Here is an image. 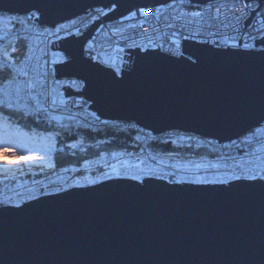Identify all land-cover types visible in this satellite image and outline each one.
Instances as JSON below:
<instances>
[{"label":"water","instance_id":"95a60500","mask_svg":"<svg viewBox=\"0 0 264 264\" xmlns=\"http://www.w3.org/2000/svg\"><path fill=\"white\" fill-rule=\"evenodd\" d=\"M145 2L125 0L82 35L51 46L81 59L102 21ZM110 3L78 0L79 7L45 16V25ZM16 5L17 0H0L3 8ZM126 51L132 53L131 70L122 80L101 87V77L82 94L92 98L87 106L102 119L157 135L181 132L224 142L242 137L264 117L259 53L195 41L182 42V56ZM146 66L156 73L144 76ZM246 183L152 179L145 187L122 178L43 195L20 209L0 210V264H264V195Z\"/></svg>","mask_w":264,"mask_h":264},{"label":"snow or ice","instance_id":"6c2138e0","mask_svg":"<svg viewBox=\"0 0 264 264\" xmlns=\"http://www.w3.org/2000/svg\"><path fill=\"white\" fill-rule=\"evenodd\" d=\"M124 3L125 0H111L107 6L89 10L87 15L94 23L101 17H107L109 13H115ZM75 7H79L78 0H17L14 8L0 7V151L12 148L16 150L13 155L29 156V159L20 160L16 164L0 161V184L16 181L18 177L56 169L55 155L63 150L58 147L63 143L61 137L71 132V124L65 121L75 122L77 127L80 126V114L73 113L72 109H83L89 104L92 98L86 100L82 94L101 77L103 82L100 86L105 87L117 78L122 80L128 74L131 70L129 62L132 53L126 49H139L145 54L164 50L182 56L180 49L183 41H195L200 45L216 48L242 49L248 54H260L261 76L264 79V0H146L144 6L128 9L126 14L120 15L113 23L100 25L97 31L107 27V32L104 33L105 41L100 43L99 51L97 37L93 35L83 46L81 59L63 51L45 50L42 47L39 48L41 56L31 55L29 41L33 37L26 33L32 30L33 22L36 28L43 29L34 37L38 45L40 37L45 34L57 40L62 39L58 35L61 32L65 33V36L72 35L73 33L68 31L70 28L75 29L77 36L83 34L80 28L75 27L83 21V16L45 26V16L56 15L62 9ZM153 20L156 24H153ZM124 21L135 23L124 26ZM158 24L161 27H157ZM129 30L141 36L144 43L138 44L126 35ZM153 33L157 34L160 42L153 38ZM165 43L172 47L166 49ZM156 71L153 66H146L143 75L152 76ZM58 75L67 78H57ZM65 91L68 95H65ZM90 115L102 124H109V121L101 120L94 111ZM262 129L264 117L241 138L250 151L242 150L239 159L216 155L214 160L200 157L199 161L177 162L171 167L183 173H192L195 178L181 176L175 181L168 180V183L231 185L240 181L247 182L246 186L249 188L259 186L262 189L261 194L264 195ZM180 139L190 142L196 138L185 135ZM136 140H140V136H137ZM107 142L109 141L102 143ZM82 144L83 139H74L67 147L75 150ZM233 144H237V141L233 140L224 147ZM180 146L193 147L191 143L178 145ZM201 146L199 142L195 145L197 148ZM72 154L75 155V152ZM124 155L132 154L112 153L116 163L105 164L109 171L102 173V179H131L146 187V180L167 179L168 176L177 175L172 171L159 176L157 171L139 156L136 157V163L118 159ZM178 155L179 153L169 154L170 157ZM151 159L155 160L156 157L152 156ZM84 163L87 166L90 162ZM221 169L224 171L221 172ZM202 170H214L217 178L206 179L198 175ZM100 182L85 177L83 184L77 180L74 184L57 187L53 191L59 193L71 187H87ZM35 199L38 197L33 195L24 202ZM21 207V201L4 197L0 191V210Z\"/></svg>","mask_w":264,"mask_h":264},{"label":"built area","instance_id":"2783aa9c","mask_svg":"<svg viewBox=\"0 0 264 264\" xmlns=\"http://www.w3.org/2000/svg\"><path fill=\"white\" fill-rule=\"evenodd\" d=\"M95 7H100V6H95ZM95 7H92V9ZM88 10H91V8H88L86 11ZM186 10H190V9H186ZM92 14L95 15L94 12ZM80 16H83V21L81 23H78L75 27L80 28V30L82 31V30H85L86 27L91 25V23L93 22L89 19V16L87 15L86 12ZM116 20L117 19L105 20L104 22L102 21L100 25L104 24L105 26H107L108 24L113 23ZM123 23H124V26H127L129 23H135V21H124ZM153 24H156L155 20H153ZM100 25L97 27V29L100 28ZM45 26H48V25H45ZM157 27H161V25L158 24ZM97 29L95 30L93 35L97 37L96 44H97V50L99 51L100 43L105 41L104 33L107 32V27H105L104 29L100 31H97ZM42 30H43L42 27L36 28L35 22H33L32 30L29 33H26L30 37H33V39L29 41L31 48H32V51L30 54L33 56H41V52L39 50V48L41 47L45 48V50H52V51H57V52L63 51L61 49L52 48L51 46L52 41H55V40L57 41V39L55 37L48 36L47 34L40 37V43L38 45L37 40L34 37ZM68 31L75 34L74 28H70L68 29ZM228 32L229 34H231L230 30H228ZM58 35L62 38L67 37L65 36V33L63 32L59 33ZM126 35L132 37L133 40L138 44L144 43V40L142 39V37L135 35L131 30H129L126 33ZM153 38L156 39L157 42H160L159 39L157 38L156 33H153ZM122 46H123V43H122ZM169 47H172V45L165 43V48L167 49ZM180 50L182 51V46ZM161 51H164V50H161ZM164 52L173 54V52H168V51H164ZM173 55L179 56V54H173ZM89 104H90V101H89ZM72 111L73 113L80 114L78 116V121H79L80 126L91 125V127H87V128H93V129L107 128V127L113 128V129L125 128L131 135L133 141L136 143V147L134 149H129V150L118 149V150H113V151H102L77 164H66V165L59 166L55 170H49L45 173L18 177L16 181H7L3 184H0V191L3 192L4 197H12L13 200L21 201L23 205L26 198L30 196L35 195L37 197H40L43 195H48L49 193L54 194L55 192L53 190L55 188L57 187L63 188L68 185L74 184L75 183V181H73L74 176L77 174H82L84 172H94L96 173L95 174L96 176L94 177V179L100 180L101 182L105 181L104 179H102V173L105 171H109V169L105 167V164H115L116 163V160H114L112 156V153L114 152L115 153H121V152L131 153L132 155H124V156L118 157V159L120 160H127V161H130L131 163H136V157L139 156L141 159L145 160L148 166H151L152 168H154L157 171L159 176H164L168 172L175 171L177 175L168 176L167 179H164L166 181L168 180L175 181L181 176L195 178L192 175V173H183L179 169H174L171 167V165L177 162H186L188 160L199 161L200 157H207L208 159L214 160L216 155L232 156V157H236L237 159H239L242 150L250 151L246 143L241 141V138L244 137L248 133L247 132L240 138H236V139H232V140L224 141V142H218L212 138L200 137L199 141L205 147L211 149V153L178 155L176 157H170L169 154L172 152H163L160 150H156L152 147L151 142L156 140L158 135H155L154 133H152L149 130H146L143 127H140L137 125H131V124L129 125L127 123L120 122L117 120H107L109 121V124L107 125L102 124L99 121L94 120V118L90 115V113L93 112L94 110H92L88 106H85V108L83 109L73 108ZM101 120H105V119L101 118ZM72 124L76 125L75 122H72ZM262 131H264V129H262ZM137 136H140V140H136ZM181 136H183V134L179 133L178 137H181ZM233 140L237 141V144H233L230 147H224V145L230 144V142ZM152 156H155L156 159L152 160L151 159ZM85 161H89L90 163L86 166L84 163ZM161 161L163 162L161 163ZM229 163H231V161H229ZM222 171H224V169H221V172ZM131 174L132 173H130V175ZM197 174L204 176V178L206 179L217 178L214 175V170H209L208 172H204L202 170L201 172ZM220 178H224V177H220ZM80 183L83 184L84 181H80ZM41 193H44V194L42 195ZM29 201L31 200H27V202Z\"/></svg>","mask_w":264,"mask_h":264},{"label":"trees","instance_id":"16d2710c","mask_svg":"<svg viewBox=\"0 0 264 264\" xmlns=\"http://www.w3.org/2000/svg\"><path fill=\"white\" fill-rule=\"evenodd\" d=\"M65 123H69L65 121ZM71 124V123H70ZM188 136H193L196 139L192 141H183L178 137L175 132H168L165 134H160L156 140L151 142L154 149L163 152L179 153V155H192V154H208L211 153V149L205 147L197 136L186 134ZM185 136V135H184ZM63 143L59 144L58 147L62 148L55 155L56 168L66 164H77L85 159L92 157L93 155L102 151H113L118 149H134L136 143L133 141L131 135L125 128H100L93 129L83 126L77 127L71 124V132L68 135L61 137ZM83 139V144L77 149L73 150L67 147L68 144L72 143L73 140ZM103 141H109L107 143H102ZM175 141V143H172ZM199 142L202 146L197 148L195 145ZM191 143L192 148L186 146ZM75 152V155L72 153Z\"/></svg>","mask_w":264,"mask_h":264},{"label":"rangeland","instance_id":"374dc122","mask_svg":"<svg viewBox=\"0 0 264 264\" xmlns=\"http://www.w3.org/2000/svg\"><path fill=\"white\" fill-rule=\"evenodd\" d=\"M75 19V18H73ZM72 124V122H69ZM16 151L15 149L12 148H8L5 151H0V161H7L9 164H16L18 161L20 160H27L29 159L28 155H13L12 153ZM96 173L94 172H84L82 174H77L74 176L73 181H84L85 177L90 178V179H94V177Z\"/></svg>","mask_w":264,"mask_h":264},{"label":"bare ground","instance_id":"6f19581e","mask_svg":"<svg viewBox=\"0 0 264 264\" xmlns=\"http://www.w3.org/2000/svg\"><path fill=\"white\" fill-rule=\"evenodd\" d=\"M175 133H177V135L179 134V133H181V132H175ZM163 134H165V133H163ZM183 134V136L184 135H186L185 133H182ZM155 135H157V134H155ZM159 136V135H158ZM198 138H200V137H198Z\"/></svg>","mask_w":264,"mask_h":264}]
</instances>
